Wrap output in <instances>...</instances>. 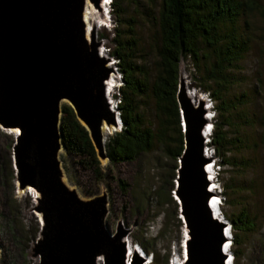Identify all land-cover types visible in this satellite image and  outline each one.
Segmentation results:
<instances>
[{
  "label": "water",
  "instance_id": "obj_1",
  "mask_svg": "<svg viewBox=\"0 0 264 264\" xmlns=\"http://www.w3.org/2000/svg\"><path fill=\"white\" fill-rule=\"evenodd\" d=\"M98 1V0H94ZM84 0H0V126L19 128L13 167L20 188L39 190L34 209L42 215L34 242L36 264H127L125 232L104 224V197L78 198L58 182L62 99L88 130L104 156L102 123L119 125L105 85L111 67L98 43L85 37ZM184 150L178 160L175 197L188 231L180 264H227L232 255L229 223L211 205L210 161L204 132L209 119L179 85ZM115 130V129H114ZM117 130V131H118ZM138 252L129 264H142Z\"/></svg>",
  "mask_w": 264,
  "mask_h": 264
},
{
  "label": "rangeland",
  "instance_id": "obj_2",
  "mask_svg": "<svg viewBox=\"0 0 264 264\" xmlns=\"http://www.w3.org/2000/svg\"><path fill=\"white\" fill-rule=\"evenodd\" d=\"M111 1L109 5L96 7L99 12L91 18L90 39L98 43V48L108 63L112 62L115 65L116 60L110 55L114 26L110 13ZM257 1L264 5V0ZM99 3L100 0H92L95 6H99ZM144 5L151 8L145 3ZM143 11L145 10L142 8L129 7L127 17L135 19L143 59L151 66L154 58L155 26ZM244 18H241V25L244 27L246 25L244 22L247 21L251 41L241 59L231 66L233 84L228 91L229 97L235 98L234 102L239 106V112L234 113L236 114L234 122L237 124L228 129L229 137H235L237 128L240 133L241 141L235 144L237 146L231 148L228 146L227 152V155L236 162L233 165L219 166L220 158L207 144L206 152L210 160L207 165H211L210 185L214 186L211 189V198L217 200L216 212L229 223L228 231L231 237L228 251L231 254L233 249L242 251L241 257L236 260L233 254L230 256L231 264H264V17L258 11H253ZM111 68L108 73L112 74L110 96L113 106L116 107L117 101L113 95L120 86V74L116 66ZM180 76V86L185 92L194 91L197 98H200L194 106L197 107L202 101L206 114L209 115L210 124L206 125L210 126L208 143L213 127L210 118L214 116L215 103L208 93L199 88L201 81L197 78L198 72L191 61L181 60ZM238 96L239 101L236 100ZM118 126L115 124V130L113 129L110 135L119 129ZM13 129L0 126V165L10 158L13 167V145L16 139ZM108 136L105 137L104 143ZM98 158L104 171L110 167L113 178L97 181L90 170L72 165L65 150L62 149L58 155L61 168L58 182L75 191L82 201L98 196L105 198L104 224L111 233L119 229L124 231V241L129 240L135 248L129 263L133 261L136 252L142 255V264H165L166 259L168 264L181 263L186 255L188 231L180 217L179 207L176 206L179 205L175 197L178 175L176 163L159 148L143 155L135 162L110 165L106 157ZM8 174L9 176L7 174L3 176L0 172V264H36L37 257L33 248L39 236L42 215L41 219L37 220L38 211L34 209V205L35 202L40 203L42 196L40 199L34 196L39 190L31 186L33 193H27L28 189L20 188L15 170L13 182L9 179L10 173ZM117 179L127 182L126 191L122 190ZM220 182L231 183L234 187L227 202H224L219 194ZM163 188L165 189L162 193ZM167 192L176 205L169 199ZM242 208L247 210L255 222V228L242 234L241 245L232 246V231L227 217ZM12 210L22 235L21 240H14L2 226L6 223V214ZM37 229L38 232L34 236Z\"/></svg>",
  "mask_w": 264,
  "mask_h": 264
},
{
  "label": "trees",
  "instance_id": "obj_3",
  "mask_svg": "<svg viewBox=\"0 0 264 264\" xmlns=\"http://www.w3.org/2000/svg\"><path fill=\"white\" fill-rule=\"evenodd\" d=\"M133 6L144 9L146 17L155 26L151 66L143 59L135 19L127 17V9ZM253 11L264 17V5L257 0L111 1L114 26L110 55L115 58L120 74V86L113 97L117 101L115 108L120 116L121 128L105 141V154L110 165L138 161L143 155L159 148L178 167L177 160L184 150L181 110L177 99L182 59L192 62L201 81L199 88L208 93L215 103L214 116L210 118L213 127L208 146L220 158L219 166L236 162L227 155L228 146H237L235 144L241 141L238 128L235 137H229L228 133V129L237 124L234 121L239 112L235 98L228 95L233 84L230 70L249 47L248 24L245 21L243 27L241 18ZM239 99V96L236 97L237 101ZM60 131L63 149L72 165L90 170L97 181L113 178L110 167L103 170L88 130L68 103L61 105ZM0 172L3 176L10 173L9 179L14 181L10 158L0 165ZM117 183L126 191L127 182L117 179ZM219 184V194L224 202L229 201L233 185ZM167 196L176 205L169 192ZM5 218L6 223L2 224L5 231L14 240H21L13 210ZM227 219L232 231L231 245L239 246L242 234L254 230L255 222L245 208ZM37 232L38 229L34 236ZM232 254L236 260L241 257L242 251L233 249ZM165 264H168L167 259Z\"/></svg>",
  "mask_w": 264,
  "mask_h": 264
},
{
  "label": "bare ground",
  "instance_id": "obj_4",
  "mask_svg": "<svg viewBox=\"0 0 264 264\" xmlns=\"http://www.w3.org/2000/svg\"><path fill=\"white\" fill-rule=\"evenodd\" d=\"M109 2H110V0H100L99 6H95L96 4H92V0H84V9H83V14H82V19H83V22H84V25H85V37H86V39L88 41H91L90 38H91V34H92L91 18L96 14V12H99L96 9V7L101 8L102 6L109 5ZM102 56H103V54H102ZM108 65L110 67L115 66L114 63H112V62L108 63ZM110 77H112V74L108 75V77H107V79L105 81V85H106L107 90H108L107 97H108V100H109V105H110V107H112V109H115V107L113 106V101H111V96H110V91H111V88H112V83L110 82L111 81ZM180 80H181V76H180ZM186 86H187V84H186ZM186 94H187V97L189 98V100L191 101V103H192V101H194L192 103L193 105H195L198 101H200L199 100L200 98L199 97L197 98L196 93L194 91L193 92L189 91ZM64 101L67 102V99H62L61 102H64ZM207 107L209 108V106H207ZM205 117L209 119V115L208 114H205ZM113 129H114V125L108 124L105 121L102 123L101 131H102V135H103V140L105 139V137H107L108 135H110L113 132ZM209 129H210V126H207V127L204 128V132L206 133L207 136L209 134ZM12 132L14 134H17L19 132V128H14L12 130ZM61 150L62 149L59 150V154H60ZM205 170H206V173H208L209 178L211 179L212 178L211 175H210V173H211V171H210L211 170V165L210 164L206 165L205 166ZM210 188L212 189L213 186L210 185ZM25 189H28V190H26L27 193L28 192L33 193L31 187H27ZM34 196L39 197V199H40L41 193L39 191H37V193ZM216 202H217L216 198L213 197V198L210 199L211 205L216 206ZM37 204L38 203L35 202V205H37ZM216 214H218V213H216ZM39 218L41 219V214L40 213L37 214V220H39ZM124 242L126 244V249H127L126 260H127V264H129L130 257H132V254L134 253L135 248H134V246L131 245L129 240H126ZM228 245H229V242H227L225 244L226 250H228ZM231 261H232L231 257L228 258L227 259V264H231ZM101 262H102L101 259H98V264H101ZM178 263L180 264V262H178ZM181 263H183V261Z\"/></svg>",
  "mask_w": 264,
  "mask_h": 264
},
{
  "label": "clouds",
  "instance_id": "obj_5",
  "mask_svg": "<svg viewBox=\"0 0 264 264\" xmlns=\"http://www.w3.org/2000/svg\"><path fill=\"white\" fill-rule=\"evenodd\" d=\"M214 187V186H213Z\"/></svg>",
  "mask_w": 264,
  "mask_h": 264
}]
</instances>
